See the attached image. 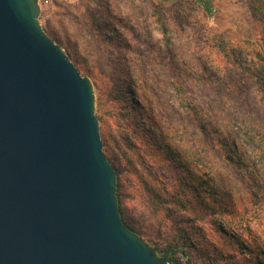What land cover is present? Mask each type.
<instances>
[{"label":"rangeland","instance_id":"1","mask_svg":"<svg viewBox=\"0 0 264 264\" xmlns=\"http://www.w3.org/2000/svg\"><path fill=\"white\" fill-rule=\"evenodd\" d=\"M205 1L49 0L38 20L93 85L127 226L151 247L175 245L179 264H256L264 90L229 55L250 57L263 23L247 0ZM215 38L229 41L225 53Z\"/></svg>","mask_w":264,"mask_h":264},{"label":"water","instance_id":"2","mask_svg":"<svg viewBox=\"0 0 264 264\" xmlns=\"http://www.w3.org/2000/svg\"><path fill=\"white\" fill-rule=\"evenodd\" d=\"M0 0V264H168L123 223L91 81Z\"/></svg>","mask_w":264,"mask_h":264},{"label":"trees","instance_id":"3","mask_svg":"<svg viewBox=\"0 0 264 264\" xmlns=\"http://www.w3.org/2000/svg\"><path fill=\"white\" fill-rule=\"evenodd\" d=\"M193 1L199 2V3L201 2L200 4L203 6V8H206L208 6L207 1H205V0H193ZM247 6H248V10L250 12V15L253 18H255V19H257L263 23V30H264V0H247ZM157 22L160 25L162 33L165 34L167 32V28L161 22V20H157ZM228 42L229 41H227L223 38H215V41L213 42L212 48L214 49L216 54L225 53L227 50L226 46H228ZM209 47H210V45H208V48ZM231 48H233V47L231 46ZM234 48H236V47H234ZM230 50H232V49H230ZM238 51L239 52L237 53L235 50H233V53H230V55H229L230 58L232 59L234 65L237 67V69H240L242 71L249 73V78L252 79V82L254 84H256L258 86V88L264 90V62H263L264 57L262 55V53H264V32H263V35L259 38L258 42L255 44V47L248 51L247 54L250 57L242 58L240 56L241 51L240 50H238ZM168 58H170V57H168ZM211 77L212 76H210V80L212 81L213 79H211ZM185 104L187 106L188 103L186 102ZM184 108L186 109L187 107H184ZM199 119L201 120V117ZM204 130H206V127L204 128ZM201 133L203 134V131ZM257 134H259V132H257ZM231 144L229 141H227V143L225 144L226 151L228 150L227 155H226L227 159L231 158V157H229V153L232 152V150H233L231 147ZM108 160L112 164L114 171L116 173V182H117L116 197H117V202H118V208H119L120 215L122 218V210H121V206H120L121 192H120L119 171L117 170V168L114 166L113 162L109 158H108ZM122 221H123L124 225L130 231L136 233V231L134 229H131L129 226H127V224L125 223L123 218H122ZM181 236H183V235H181ZM186 247H189V246H186ZM152 248L156 252L157 256L165 259L168 262V264H179L178 260L175 257V254H174L175 252H177L175 245H170L169 247L164 248V249H159L157 247H152ZM183 253L186 254L185 252H183ZM243 258H246L248 263H249V261L251 262V259H250L248 254L245 255ZM262 259H263V262L260 261L259 259H258V261H253V262H256V264H264V257H262Z\"/></svg>","mask_w":264,"mask_h":264},{"label":"built area","instance_id":"4","mask_svg":"<svg viewBox=\"0 0 264 264\" xmlns=\"http://www.w3.org/2000/svg\"><path fill=\"white\" fill-rule=\"evenodd\" d=\"M36 2H37L38 6H39V9H40V6L42 4H45V3L49 2V0H36Z\"/></svg>","mask_w":264,"mask_h":264}]
</instances>
